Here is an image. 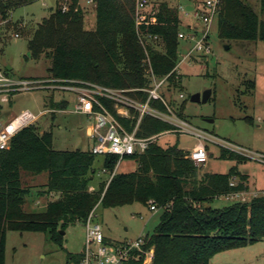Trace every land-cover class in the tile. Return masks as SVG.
Wrapping results in <instances>:
<instances>
[{
  "label": "trees",
  "instance_id": "1",
  "mask_svg": "<svg viewBox=\"0 0 264 264\" xmlns=\"http://www.w3.org/2000/svg\"><path fill=\"white\" fill-rule=\"evenodd\" d=\"M34 1L0 0V13L6 17L10 11ZM93 1L96 27L88 30L79 0H58L33 32L28 43L29 57H48L51 62L48 71L55 78L135 89L128 94L146 100L148 94L138 90L152 84L144 60L149 58L158 77L172 72L179 62L178 34L183 23L179 10L168 2H160L157 13L138 26L136 0ZM64 2L68 10H63ZM260 2L259 13L246 0H222L217 16L220 36L228 40L264 41V0ZM140 31L159 35L165 51H159L151 41L144 46ZM175 75L173 72L170 76L171 88L165 96L181 84ZM250 85L254 87V82ZM104 101L114 112L113 103ZM169 101L175 113L183 118L175 99ZM152 104L167 111L159 100ZM49 105L63 110L69 103L51 97ZM54 117L55 113L51 115ZM119 120L131 129L130 120L121 117ZM38 123L23 127L10 147L0 150V264H6L9 231L50 232L62 244V232L77 223L84 224L97 205L118 207L134 202L149 205L150 200L156 203L159 223L147 234V248H154L152 264H212L218 253L264 239V196L237 200L224 207L211 205L216 198L249 190V176L237 166L228 173H201V166L189 157V151L177 145L162 147L154 141L144 152L123 158L135 161V170L119 171V164L110 179L119 161L117 155H97L90 149L57 150L53 147L52 129L41 128ZM171 129L172 124L146 115L138 135L153 137ZM99 156H102L101 169L109 176L91 190ZM222 157L247 158L228 148H223ZM44 172L48 173V181L41 186L45 188L43 193H57L59 198L50 201L43 211H28L25 204L31 187L25 178ZM233 180L235 185L231 184ZM76 257L70 255L72 264H80L82 253Z\"/></svg>",
  "mask_w": 264,
  "mask_h": 264
},
{
  "label": "rangeland",
  "instance_id": "2",
  "mask_svg": "<svg viewBox=\"0 0 264 264\" xmlns=\"http://www.w3.org/2000/svg\"><path fill=\"white\" fill-rule=\"evenodd\" d=\"M81 1L85 12V28L93 30L96 27L95 4L90 0ZM191 1L196 3L198 0ZM246 1L260 13V0ZM55 4V0H35L10 11L6 17L0 13V69L8 71L14 79L51 76L48 71L51 64L49 58L45 55L39 59L29 57L28 43L38 24L50 14L51 6L55 7ZM168 4L179 10L183 22L181 31L191 33L189 25L193 22L197 30L203 31L204 24L193 21L192 3L172 0ZM180 5L183 9L178 8ZM217 24L215 20L210 31V53L194 51L192 56L183 60L195 41L180 40L179 60H183L179 65L181 84L167 97L168 100L175 99V106L183 111V119L194 130L208 135V138H201L209 158L201 165L200 172L228 173L233 166H237L242 173L249 175L251 190L235 200L246 201L259 196L264 190V163L251 157L253 154H264V41L224 39L219 34ZM15 33H19L20 37H16ZM155 47L161 52L165 51L163 41L156 43ZM251 82H254V87L250 85ZM207 89H212V96L207 102L191 101L193 94L203 93ZM161 91L165 93L166 88L163 87ZM180 93L184 94L183 98ZM51 97L69 103L66 110L59 109L55 113L54 119L48 114L39 120L41 128L52 129L53 147L57 150L90 149L94 140L88 134V127L93 120L85 113L74 111L76 96L72 94L48 90L18 93L10 103L0 100V119H11L25 110L37 113L49 106ZM199 141L195 135L181 132H167L157 138V143L162 147L177 145L187 151ZM223 148L247 158H223ZM101 158L98 157V173L92 181V187L108 178V174L101 169ZM119 167V171H133L137 163L125 158ZM39 177L37 182L41 184L44 179H48V173L44 172ZM36 198L30 199L27 209L43 211L47 204L46 198H41L40 205L35 204ZM231 203L232 200L216 199L211 205L224 207ZM159 218V210H151L149 205L140 202L118 207L99 205L96 210V220L111 243L152 233ZM83 230V223L70 226L63 233L62 244L55 241L50 232L9 231L6 264H72L70 255L78 257L84 249ZM212 261L214 264H264V239L218 253Z\"/></svg>",
  "mask_w": 264,
  "mask_h": 264
},
{
  "label": "built area",
  "instance_id": "3",
  "mask_svg": "<svg viewBox=\"0 0 264 264\" xmlns=\"http://www.w3.org/2000/svg\"><path fill=\"white\" fill-rule=\"evenodd\" d=\"M162 0H136V23L138 26L146 22L150 16L157 13V7L153 11H147L149 7L160 3ZM222 0H204L197 4L193 9V16L205 26L203 31L190 27L191 33L180 31L178 38L195 41L194 46L183 57L184 59L192 56V53H210L209 37L213 22L217 19ZM68 4H63V10H68ZM20 37L19 33H15ZM140 39L144 46L150 41L154 44L162 41L159 35H152L140 31ZM183 60H179L175 69L163 77H158L151 66L149 58L144 60L146 72L152 78L150 87L139 88L148 94L146 100L132 97L128 94L135 89H120L106 86L93 81H81L70 79H59L53 76L47 78L29 77L14 79L10 74L0 69V100L10 103L13 97L18 93H27L35 90H48L54 92H65L76 96L74 111L85 113L90 116L93 123L88 127V134L93 138L94 144L90 148L97 155H117L119 157L115 174L121 160L127 155L144 152L148 146L157 141V138L163 133L153 137H141L138 132L143 118L151 115L164 120L173 125V129L167 132L190 133L199 138V142L190 151L189 157L196 165L201 166L208 161L209 154L201 138H208L204 132L196 131L179 117L169 103L168 97L162 93L163 87L166 92L170 87V76L175 72V78L180 79L179 65ZM183 98L184 94L180 93ZM110 100L113 103L114 112L106 105L104 100ZM161 101L167 108L162 111L155 107L152 102ZM59 109L50 105L35 113L31 110H25L11 119H0V150L8 149L15 134L23 127L38 122L43 116L52 115ZM66 110V109H63ZM119 117L130 120L131 129L119 120ZM252 158L264 163V154H253ZM232 185L236 184L233 180ZM245 195V192L232 193L227 196L237 198ZM257 196V195H256ZM259 196H264V190ZM246 200L245 198H243ZM151 210H158L156 203L150 200ZM97 206L90 212L86 221L84 249L80 264H152L154 257V248H147V235L142 234L133 240H126L120 243H111L103 231L101 224L96 220Z\"/></svg>",
  "mask_w": 264,
  "mask_h": 264
},
{
  "label": "crops",
  "instance_id": "4",
  "mask_svg": "<svg viewBox=\"0 0 264 264\" xmlns=\"http://www.w3.org/2000/svg\"><path fill=\"white\" fill-rule=\"evenodd\" d=\"M56 2L58 1V0H55ZM89 1V0H88ZM163 1H165V2H171L172 0H162L161 2H163ZM90 2H93L94 3V1L93 0H90ZM187 2H190V3H192L193 4V7L195 8V6H197V4H199V3H201V0H198V1H196V3H195V1H191V0H187ZM79 4H80V6L83 8V5H82V1L81 0H79ZM159 4V3H158ZM158 4H154L153 5V7L151 6V7H149L148 8V10L147 11H153L154 9H155V7H158ZM56 5V4H55ZM51 8H54V6H51ZM150 8H151V10H150ZM178 8L180 9V8H182L183 9V7L180 5V6H178ZM193 8V9H194ZM193 12V11H192ZM217 20V19H216ZM193 21H198L196 18L195 19H193ZM194 23V22H193ZM193 23H191V25H189V27H194V24ZM84 26H85V20H84ZM27 78H29V77H27ZM212 96V95H211ZM211 98V97H210ZM82 126V125H81ZM164 134V133H163ZM162 134V135H163ZM161 136V135H160ZM194 148V147H193ZM207 148V147H206ZM186 150V149H185ZM192 150V149H191ZM191 150H188L189 152L191 151ZM117 170H118V168H117ZM103 172H105L104 170H103ZM106 173V172H105ZM41 175V174H40ZM40 175H36V176H26V178H25V181H26V184L28 185V186H30L31 187V193H30V195L29 196H27V200H26V204H25V209L26 210H28V211H31V210H29V209H27V205L29 204L28 202H30V199H33V198H36V202H35V204L36 205H40V200H41V198H46V200H47V204L51 201V200H53V198H59V194H57V193H50V194H47V193H43V191H45L44 189V187H41V186H43V185H45L46 183H47V181H48V179H44V181L41 183V184H39L37 181L40 179ZM248 175V174H247ZM108 176H109V174H108ZM249 176V175H248ZM111 177V176H110ZM109 177V178H110ZM249 182H250V180H248V186H249V190H251V188H250V185H249ZM94 189V187H91V190H93ZM249 190L247 191V192H249ZM247 192H245V194L247 193ZM218 201L220 200V199H226V200H232V203L234 202V201H237V200H235V198L233 199V198H231L230 196H222V197H219V198H216ZM215 199V200H216ZM47 204H46V207H47ZM66 233V232H65ZM145 235H147V234H145ZM83 242H82V246H84V240H85V227H84V230H83ZM107 238V237H106ZM83 248V247H82ZM83 250V249H82ZM80 253H82V252H80ZM212 264H214L213 263V261H212Z\"/></svg>",
  "mask_w": 264,
  "mask_h": 264
},
{
  "label": "water",
  "instance_id": "5",
  "mask_svg": "<svg viewBox=\"0 0 264 264\" xmlns=\"http://www.w3.org/2000/svg\"><path fill=\"white\" fill-rule=\"evenodd\" d=\"M211 95H212V89H207L203 93L193 94L191 96V101H193V102H200V101L207 102L210 99ZM62 233H65V231H63Z\"/></svg>",
  "mask_w": 264,
  "mask_h": 264
}]
</instances>
